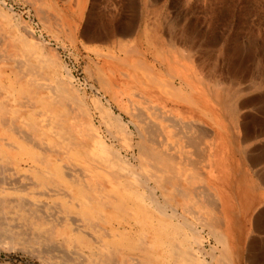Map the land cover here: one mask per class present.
Returning a JSON list of instances; mask_svg holds the SVG:
<instances>
[{"label": "bare ground", "instance_id": "6f19581e", "mask_svg": "<svg viewBox=\"0 0 264 264\" xmlns=\"http://www.w3.org/2000/svg\"><path fill=\"white\" fill-rule=\"evenodd\" d=\"M9 11L11 8L6 10L0 5V31L6 34L17 56L15 60L19 62L16 61L17 73L14 76L6 77V74L0 73L1 89L12 90L20 107L26 109L30 105L31 112L36 114L38 111L42 119L57 123L55 128L45 124L48 130H61L63 134L59 140L56 139L58 142H55L52 152L51 148L36 151L32 147L34 141L14 147L15 144L9 142L17 139L16 132L9 131L7 112L0 113V155L13 165L31 162L38 179L47 181L48 186L64 187L65 191L60 190L63 195H58L63 196L65 203L77 205L68 208H73L77 217L87 223L101 221L99 230L94 231L96 236L84 232V228L80 229L77 224L76 233L72 232L71 238L66 232L69 223L65 222L61 227L63 231L58 228L52 231L55 241L62 238L65 243H73L76 237L77 244L91 253L130 258L137 261L135 264H222V261L224 264H264V240L254 239L255 232H264V210H260L264 203V171H257L254 175L250 171L251 166L257 164L256 160L264 162V141L253 149L243 146L251 140L264 138V94L252 104L255 113L242 115L247 103L239 99L244 91L240 89V75L233 71L228 73V78L217 75L210 64L207 67L205 62H198L195 46L181 48L172 44L165 47L148 42L150 45L147 44L149 49L146 51L150 52L152 63L148 62L146 52L136 41L133 40L134 43H130L126 50V55L134 58L135 72L139 73V77L144 75L153 87L161 91H171V95L188 104L193 113L197 112L200 121L213 120L214 125L221 128H225L228 122L229 129L237 135V143L244 148L240 183L233 188L221 184L217 187L210 182L214 179L216 168L213 132L206 130L203 124H200L201 128L194 129L184 126L182 121L178 122V127L173 129L178 130L175 136L181 139L180 134L187 129L192 138L188 137L189 140L185 141L186 147L172 149L175 152L166 149L172 131L153 128V123L148 122L151 120L140 113L141 109L139 111L137 103L132 100L129 111L133 119L126 122L123 117L124 113H128L125 107L120 105L123 115L115 113L110 104L102 100L99 91L89 99L91 101L86 99L77 89L70 68L51 55L48 43L37 37L30 26L20 24L18 16ZM74 33L77 34V30ZM121 34L132 37L131 32ZM8 61L12 62L11 58ZM98 73L99 76L103 74L100 68ZM98 80L106 92L111 89L109 79L101 77ZM173 83L179 87H173ZM110 98L115 103L122 99L117 95ZM140 99L153 116L164 118L169 113L165 107L145 96H140ZM35 121V115L31 116L29 122L33 124ZM195 142L201 143L200 150L194 146ZM53 151H57L58 162L51 158ZM247 161L250 162L249 169ZM197 165L201 166L200 175L190 171V167L197 168ZM182 187L188 188L184 191ZM227 198L231 202H227ZM182 199L192 204V209L189 206L180 209ZM198 213L203 215V221ZM105 227H110L112 232L103 229ZM211 239L215 245L210 244ZM207 244L211 245L209 249ZM101 257H98L99 261Z\"/></svg>", "mask_w": 264, "mask_h": 264}, {"label": "rangeland", "instance_id": "374dc122", "mask_svg": "<svg viewBox=\"0 0 264 264\" xmlns=\"http://www.w3.org/2000/svg\"><path fill=\"white\" fill-rule=\"evenodd\" d=\"M0 5L6 10L11 8L12 12H9L18 16L20 24L30 26L37 37L48 43L50 54L70 68L77 89L86 99H92L97 94L96 91H99L102 100L109 103L115 113L123 115L120 105L125 107L124 109L128 112L123 115L126 122L133 119L129 111L130 100H132L137 103L139 111L141 109L140 113L151 120L148 122L153 123V128H161L160 130L166 128V132L172 131L170 132L171 140L168 141L169 145L166 146V149L170 148L172 152H175L172 149L186 147L185 141L187 142L188 137L192 138L191 132L187 129H184L185 132L182 131L180 134L181 139L175 136L178 130L173 129L174 126L178 127V122L182 121L185 123L184 126L194 129L201 128L200 124H203L206 130L213 132L215 140L213 159L216 168L214 169V179L210 181L211 184L217 187L221 184L222 186L226 185L227 188H233L232 186H237L240 183L243 171L240 169V162L242 163L241 155L244 148L240 147V143H237V135L229 129V123L227 122L225 128H221L216 127L213 120L200 121L197 112L193 113L190 106L182 103L178 97L171 95V91L169 93L161 91L153 87L144 75L140 74L139 77V73L135 72L134 58L126 55V50L130 43L136 41L146 52L148 62L152 63L151 54L146 51L147 48L149 49L150 43H160L165 47L172 44L181 48L182 46H195V55L198 53L195 58L198 62H205L207 67H213L217 75L221 76L222 74L228 78L230 71L240 75V89L244 91L240 94L239 99L245 100L247 103L242 115L250 116L255 113L253 102L261 94H264V78H260L264 76V0H0ZM45 18L49 22H46ZM76 30L77 34L74 33ZM129 32L132 33V37H125L121 34ZM5 35L0 31V69L2 67L0 73L6 74L8 77V75L14 76L17 73L16 66L19 61L15 60L17 56L14 55ZM113 42L114 46H112ZM147 44L149 45L147 46ZM9 58L11 61L12 59L15 61L10 62ZM208 64L210 65L208 66ZM155 65L160 69L158 63ZM96 66L98 70H95ZM99 68L103 73L101 76L98 73ZM187 75L190 74L187 73ZM101 77L109 79L112 83L111 89L107 92L102 89L99 83L98 79ZM38 80L41 81V78ZM257 81L263 83L258 85ZM253 82L257 83L253 84ZM172 86L179 87L177 83H173ZM1 88L2 86H0V104L2 106H0V113L7 112L10 124L6 125L9 127V131L16 132L15 135L18 139L14 138V142H9V144L12 143V145L15 144L14 147H19V145L34 141L31 145L36 151L41 152L40 149L51 148L49 150L52 152L56 145L55 142H58L63 132L61 130L58 131L59 133L50 131L45 124L55 128L58 127L57 123H49L47 119H42V114H39L38 111L36 114L31 112L33 109L30 108V105L26 109L20 107L13 91ZM114 95L121 97V102H113L110 97L113 98ZM140 96L155 101L165 107V111L169 113L164 118L153 116L147 110V106L144 105L145 102L140 99ZM3 99H6L5 102ZM30 115L33 117L35 115L37 122L31 124L29 122ZM169 121L171 122L169 123ZM95 122L98 123L97 118H95ZM51 134L52 136H50ZM54 139L58 140L54 141ZM261 141H264V138L251 140V144L249 142L243 146L245 148L248 146L251 149L257 148L261 146ZM194 146L200 150L201 143L195 142ZM57 151H53V154L50 153L54 161L59 159L56 156ZM175 154L178 155V153ZM9 162L5 156L0 155V264H112L113 262V264H122L123 262H125L124 264H135L137 262L130 258H119L117 255H110L108 258L106 254H96L97 252H93L95 253L93 254L79 246L76 237L73 236L74 244L69 243L71 241L65 243V239L62 238L55 241L51 234L52 231L56 228L63 231L61 227L65 225V222L69 223L66 232L70 234L68 237L71 238V234L76 233L74 231L77 224L80 229L84 228V232H91L96 236L94 231L99 230L101 221L94 220L87 223L77 217L73 208L68 209L77 205L65 203L62 196L65 191L64 187L48 186L46 185L47 181L38 179L35 175L37 172L33 171L34 165L31 162L21 164L18 162L14 165ZM247 162L249 169L250 162ZM262 162L256 160L257 164L251 166L250 171L253 175L260 170L264 171V162ZM200 167L198 165L197 168L190 167V171L193 174H202ZM232 170L233 172H231ZM151 186L156 189L152 182ZM187 188L182 187L181 189L185 191ZM61 189L63 191H60ZM203 189L201 188V190ZM58 193L62 195H58ZM199 198L201 199V197ZM227 202H231V200L227 198ZM179 204L180 209L189 207L192 209V204L184 199ZM260 210H264V203ZM198 214L203 221V215ZM89 227L92 229L90 230ZM38 229H41L40 232ZM103 229L112 232L110 227ZM207 232L206 234H208ZM48 233H50V238ZM89 239L91 240V238ZM254 239L264 240V232H255ZM210 244L215 245V241L211 239ZM210 244H207V249L211 247ZM85 255L88 256L85 257ZM98 257H101L100 261ZM208 259L210 260V258ZM98 261L99 263H97ZM222 262L224 264V261Z\"/></svg>", "mask_w": 264, "mask_h": 264}]
</instances>
